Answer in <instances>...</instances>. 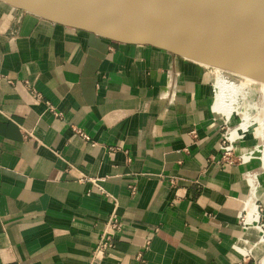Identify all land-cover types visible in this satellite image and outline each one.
Masks as SVG:
<instances>
[{"label":"crops","instance_id":"crops-1","mask_svg":"<svg viewBox=\"0 0 264 264\" xmlns=\"http://www.w3.org/2000/svg\"><path fill=\"white\" fill-rule=\"evenodd\" d=\"M214 70L0 3V264H264V176L221 157Z\"/></svg>","mask_w":264,"mask_h":264},{"label":"water","instance_id":"water-1","mask_svg":"<svg viewBox=\"0 0 264 264\" xmlns=\"http://www.w3.org/2000/svg\"><path fill=\"white\" fill-rule=\"evenodd\" d=\"M109 41L150 46L213 69L264 57V0H0ZM241 75V74H240ZM243 76V75H242Z\"/></svg>","mask_w":264,"mask_h":264},{"label":"bare ground","instance_id":"bare-ground-1","mask_svg":"<svg viewBox=\"0 0 264 264\" xmlns=\"http://www.w3.org/2000/svg\"><path fill=\"white\" fill-rule=\"evenodd\" d=\"M255 59L254 61L256 62L253 64L238 62L229 63L232 65L234 73L244 76V80L240 81L239 85L234 89L232 87L233 85H231L230 78L227 77L221 69L214 70L215 82L213 85L211 109L221 114L229 127L232 126V119H236L235 126L233 127L235 128L234 133L230 136L233 142L234 140L238 141V139L241 138L239 136H241V134L244 136L246 133H252L260 140V143L255 145L253 152L250 154H243V163H257L258 169L256 172L259 176H264V139L262 138V136L264 137V120L256 117L257 114L250 102L252 95L259 100V104H262L264 99V57ZM233 138L235 139L233 140ZM251 202L248 200L246 204V210L248 212L246 225L249 231L260 237L263 232L257 227L258 213L256 207L252 206L253 202ZM261 243L264 246V240H261ZM253 250L254 249H252V251Z\"/></svg>","mask_w":264,"mask_h":264},{"label":"built area","instance_id":"built-area-1","mask_svg":"<svg viewBox=\"0 0 264 264\" xmlns=\"http://www.w3.org/2000/svg\"><path fill=\"white\" fill-rule=\"evenodd\" d=\"M221 129L223 130L224 133L223 141L220 144V153L222 159L229 164L243 162L244 156L243 155H240L239 157L236 156V143H233L232 140L230 139V136L232 135V133H234L235 128L229 127L227 123H224ZM84 138L86 141H89L87 137ZM110 220H109V230L103 234V243H102V247L100 248L101 251L107 249L110 246L108 244L112 240L114 231L119 229V225ZM242 220L244 221V219ZM257 227L261 232H264V225L258 223Z\"/></svg>","mask_w":264,"mask_h":264},{"label":"rangeland","instance_id":"rangeland-1","mask_svg":"<svg viewBox=\"0 0 264 264\" xmlns=\"http://www.w3.org/2000/svg\"><path fill=\"white\" fill-rule=\"evenodd\" d=\"M223 72H224V71H223ZM224 73H225V75H226L227 77L230 78L231 85H233V86H232L233 89H234L237 85H239L240 81L244 80V76H242V75H240V74H236V73H232V72H227V71H225ZM232 76H233V77H232Z\"/></svg>","mask_w":264,"mask_h":264}]
</instances>
